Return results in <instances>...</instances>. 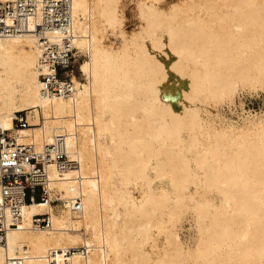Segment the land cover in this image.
Returning <instances> with one entry per match:
<instances>
[{"label": "bare ground", "instance_id": "bare-ground-1", "mask_svg": "<svg viewBox=\"0 0 264 264\" xmlns=\"http://www.w3.org/2000/svg\"><path fill=\"white\" fill-rule=\"evenodd\" d=\"M161 1L139 0L140 25L129 33L122 0H71L65 29L61 22L37 28L30 13L20 17V31L0 27L1 129L41 153L52 149V158L60 151L67 157L61 169L46 168L45 202L19 204L21 219L6 228L0 264H187L174 229L186 210L205 264H264V123L238 129L232 140L213 129L202 144L199 134L211 128L200 108L186 102L175 110L161 87L171 73L190 81L192 93L182 99L224 101L239 85H264V0H181L167 9ZM109 36L119 43H107ZM77 54L84 56L82 81L73 75ZM70 60L75 67L54 77L48 65ZM17 112L26 116L24 128H15ZM164 175L170 190L154 187ZM199 186L218 190L221 204L195 197ZM76 196L80 207L70 210ZM56 202L66 203V216L53 213ZM35 214H48V226L35 227ZM152 229L164 233L160 257Z\"/></svg>", "mask_w": 264, "mask_h": 264}, {"label": "built area", "instance_id": "built-area-1", "mask_svg": "<svg viewBox=\"0 0 264 264\" xmlns=\"http://www.w3.org/2000/svg\"><path fill=\"white\" fill-rule=\"evenodd\" d=\"M70 1L71 0H12L11 2L0 1V27L2 32L12 34L13 31H20L21 20L20 17L34 14V26L37 28L41 25H57L61 22V27L65 29L70 25ZM38 2H42V7L38 8ZM55 9L61 14L57 19L55 14L48 11ZM19 10V11H18ZM22 10V11H20ZM10 17L13 21L8 25L4 21L6 17ZM23 25L26 30L29 29L27 20H23ZM53 48L59 47L58 43L52 44ZM50 49H53V48ZM55 50V49H54ZM71 62V60H70ZM65 63L54 61L48 67L54 72V77L64 78L66 71L73 69V63ZM40 63L46 65V60L40 56ZM39 78L42 82L47 81V76L40 74ZM15 128H24L26 126V116L23 112H17L13 118ZM61 149V147L59 146ZM46 148L43 153L35 149L32 143L17 142L13 135H9V130L1 129L0 127V190L4 199H0V244L5 243V232L7 227H16V222L21 219V212L19 204L31 203L34 199L37 201H46L48 193L44 184L48 179L47 166L53 163L57 169L63 165L62 163L67 160L66 153L57 152L55 157L49 155ZM62 150V149H61ZM6 189H9L7 192ZM80 196L72 198L69 202V209H79ZM32 224L35 227H47L48 214H35L32 216ZM71 253L74 249H71ZM57 254L55 250L51 252ZM50 253V254H51ZM20 264V263H19ZM55 264V260L49 262ZM68 263V260L65 261Z\"/></svg>", "mask_w": 264, "mask_h": 264}, {"label": "rangeland", "instance_id": "rangeland-1", "mask_svg": "<svg viewBox=\"0 0 264 264\" xmlns=\"http://www.w3.org/2000/svg\"><path fill=\"white\" fill-rule=\"evenodd\" d=\"M181 0H164L161 1V8L162 9H167L168 6L173 3V2H178ZM139 0H122V6H123V12L125 15V21H124V30L129 33L131 32L132 29L135 30L138 25H140V20H139V14L137 15V6L136 3H138ZM219 3V1H218ZM125 7V8H124ZM194 11V12H193ZM192 12V13H190ZM198 12V10H189L188 13L190 15H193ZM138 16V19H137ZM162 39L165 40L166 36L164 33L160 32ZM109 40H106L107 43L113 42L118 44L119 39L115 38L113 36H109ZM77 62H76V68H74L73 75L77 78L78 81H82V77L78 71L79 64L83 61L84 56L77 54ZM173 56H170L168 59H166L165 62L166 64H169ZM170 60V61H169ZM169 61V62H168ZM198 68L202 71V68L198 66ZM190 77V76H188ZM179 77H176L175 74L169 73L168 77L166 80H164L162 84V90H164L166 95H168L171 100V104L173 108L177 111H181L182 107L184 105H187L188 103L191 105H195L198 109L201 118H202V123L206 126H209L211 128V131L206 132L207 128L205 127L204 130L199 134L200 136V141L202 144H207L211 141V134L212 131H222V130H227L231 134V140L235 136V133L238 131V129L242 127H251L255 126L257 124H263L264 123V85H259V84H253V85H239L236 87L235 92L231 95L230 98H225L222 100L217 101V99H205L203 97H198V98H191L192 100L186 101L183 97L184 92H191L192 90H188V84H189V79L184 78L183 80H179ZM187 80V81H186ZM242 92L245 96V98H242L244 101L239 99L238 95L239 93ZM201 96V95H200ZM242 97V96H241ZM197 99V100H194ZM200 99V100H199ZM199 100V101H198ZM213 100V101H212ZM192 103H191V102ZM197 101V102H196ZM203 101V102H202ZM209 101V102H208ZM188 102V103H186ZM196 103V104H195ZM200 103V104H199ZM200 106V107H199ZM231 107H234V110L237 112L235 114L232 110L230 109ZM250 111V113H247L245 110ZM212 125V126H211ZM206 129V130H205ZM214 129V130H213ZM210 130V129H209ZM198 131V130H197ZM201 131V130H199ZM198 131V133H199ZM182 138L184 140L187 139L186 134L183 132L182 133ZM230 140V141H231ZM229 141V142H230ZM223 147H227L226 143L222 144ZM187 157H190V153H186ZM168 175L162 176L159 180H156L154 182V187L158 186H164L166 189L170 190V185H169V180H168ZM191 192L195 190V186L191 185L190 186ZM216 189L212 190H203L200 186L197 187V191L195 194V197H205L206 199L210 200V202L214 206H219L221 204L222 196L221 193ZM57 204V212L54 211L53 207V213L55 215H60V216H66L67 214V205L65 202L62 204L60 203H54ZM180 218L176 221V225L174 229L178 234L179 241L181 245L183 246V250L187 253H185L188 257L187 264H205L203 256L198 254L196 252V241L200 236V231L197 229V223L194 218V214L191 210H186L182 211L180 214ZM79 229V228H78ZM87 236H89V233H87ZM152 237L154 239L155 244L157 245L159 250H156L155 256L160 257L161 255V248L164 246V233L163 232H157L155 229H152ZM215 247L219 250L222 249L223 244L215 243ZM219 246V247H218ZM226 246H223L225 248ZM146 249L148 251H151L149 249V246H146ZM226 249V248H225ZM195 250V251H194ZM196 254V255H195ZM189 255V256H188ZM191 257V258H190ZM202 259H199V258ZM190 259V260H189ZM190 261V262H189Z\"/></svg>", "mask_w": 264, "mask_h": 264}]
</instances>
